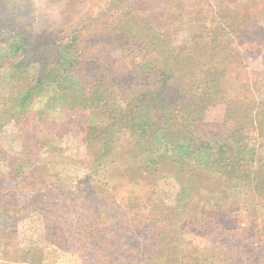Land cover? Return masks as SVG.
Listing matches in <instances>:
<instances>
[{
    "label": "trees",
    "instance_id": "16d2710c",
    "mask_svg": "<svg viewBox=\"0 0 264 264\" xmlns=\"http://www.w3.org/2000/svg\"><path fill=\"white\" fill-rule=\"evenodd\" d=\"M13 21L0 13V33ZM135 22L111 46L130 67V88L123 92L104 66L91 84L111 107L106 117L80 109L88 88L72 46L62 45L55 57L40 54L32 80L23 58L29 34L15 29L0 39V80L8 83L0 91V120L15 125L19 142L12 153L0 132V217L39 218L43 242L0 230V264H43L46 254L70 245L90 256L85 264H264V100L230 92L232 63L222 52L193 67L197 53L181 59L166 40L164 20L147 35ZM56 97L67 101L63 123L35 106ZM218 105L225 106L224 130L208 141L206 113ZM72 130L84 133L91 159H70L54 142ZM124 131L130 135L122 139ZM256 138L263 152L251 158L245 146ZM79 170L74 179L65 174ZM112 197L124 205L106 221ZM241 207L254 219L239 234L227 221Z\"/></svg>",
    "mask_w": 264,
    "mask_h": 264
},
{
    "label": "rangeland",
    "instance_id": "374dc122",
    "mask_svg": "<svg viewBox=\"0 0 264 264\" xmlns=\"http://www.w3.org/2000/svg\"><path fill=\"white\" fill-rule=\"evenodd\" d=\"M0 9L1 16L7 14L18 19L9 27V33H0V39L12 35L15 29L25 31L31 37L23 58H26L27 73L32 80L37 76L36 67L40 54L55 57L62 45L72 46L76 62L82 64L79 68H84L83 87L88 89L80 109L87 115L98 113L106 117L111 111L109 103L98 98L91 85L94 77L100 73V67L104 66L115 79L117 77L123 92L130 88L126 86L129 84L130 67L111 46L120 41L118 36L126 30L125 25L129 28V22L135 20L136 28L145 35L149 29H158V21L164 20L170 26L166 29V40L179 53L180 58L184 60L197 53L193 57L196 61L193 67L196 63L200 65L208 62L209 55L214 50L222 52V58H229L232 63V67L226 72L230 92L245 91L242 98L249 102L264 100V0H0ZM216 66L221 67L220 63H216ZM232 76L238 78L231 81ZM7 88L8 83L0 80V91H7ZM40 103L46 107L53 121H66L68 116L64 109L67 103L65 98L56 97L51 101L41 99L38 103L35 102V106L39 108ZM224 114V105L207 111L204 136L208 141L222 134ZM85 125L89 126V121ZM0 132H3L6 148L17 153L19 142L15 137L18 135L15 125H8L0 120ZM251 134L254 136L255 133ZM129 135V132L124 131L121 138ZM53 140L70 159L92 158L91 151L85 145V135L80 131L72 130L53 137ZM260 143L258 138L251 139L245 146L248 152L246 154L254 158L262 153ZM256 165L254 162L248 164L250 179L255 177ZM81 170L77 175L69 171L65 174L74 179L83 175ZM77 188H81V185L78 184ZM166 191L175 193L172 186H168ZM107 202L111 205L107 210L106 221H114L120 214L117 206L121 204L122 207L124 201L112 197ZM244 210L246 209L241 207L238 211L231 212L227 221L228 230L242 234L240 229L251 224L254 217L243 212ZM262 216L258 217L259 220ZM39 220L32 218L24 221L20 218L10 222L7 218L0 217V230L11 229L19 235L17 241H27L34 237L41 243ZM125 241L126 237L122 239L123 243ZM36 243L39 244L38 241ZM59 252L46 254L43 264H85L91 259L90 256L78 254L71 245L59 248Z\"/></svg>",
    "mask_w": 264,
    "mask_h": 264
}]
</instances>
